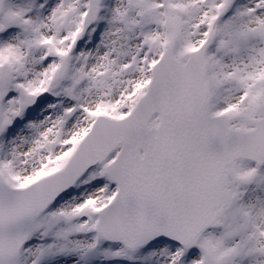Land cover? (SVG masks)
I'll return each mask as SVG.
<instances>
[{"label":"snow or ice","instance_id":"obj_1","mask_svg":"<svg viewBox=\"0 0 264 264\" xmlns=\"http://www.w3.org/2000/svg\"><path fill=\"white\" fill-rule=\"evenodd\" d=\"M0 264H264V0H0Z\"/></svg>","mask_w":264,"mask_h":264}]
</instances>
